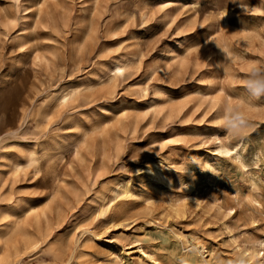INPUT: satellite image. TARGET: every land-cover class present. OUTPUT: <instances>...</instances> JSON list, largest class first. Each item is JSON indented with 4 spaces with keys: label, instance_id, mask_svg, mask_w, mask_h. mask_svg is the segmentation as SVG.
Wrapping results in <instances>:
<instances>
[{
    "label": "rangeland",
    "instance_id": "obj_1",
    "mask_svg": "<svg viewBox=\"0 0 264 264\" xmlns=\"http://www.w3.org/2000/svg\"><path fill=\"white\" fill-rule=\"evenodd\" d=\"M256 67L264 0H0V264H258Z\"/></svg>",
    "mask_w": 264,
    "mask_h": 264
},
{
    "label": "clouds",
    "instance_id": "obj_2",
    "mask_svg": "<svg viewBox=\"0 0 264 264\" xmlns=\"http://www.w3.org/2000/svg\"><path fill=\"white\" fill-rule=\"evenodd\" d=\"M248 94L252 98L264 97V67H256L251 70L244 83ZM222 123L219 125L227 136L233 138H243L247 133L246 129L250 126L245 113L239 107L226 106L223 115L220 117ZM222 155L231 156L232 152L223 149ZM245 252L243 256H247ZM243 257H237V264Z\"/></svg>",
    "mask_w": 264,
    "mask_h": 264
},
{
    "label": "bare ground",
    "instance_id": "obj_3",
    "mask_svg": "<svg viewBox=\"0 0 264 264\" xmlns=\"http://www.w3.org/2000/svg\"><path fill=\"white\" fill-rule=\"evenodd\" d=\"M115 68H116V70H122L123 69V67L121 66V65H119V64H117L116 66H115ZM61 98H64V96H61ZM231 146V145H230ZM237 148H238V145H233L232 144V146L229 148L228 146H226V144L224 143H221L220 142V145L218 146V148H217V150L219 151V152H222V150L223 149H227V150H229V151H231L232 153H235L236 154V156H238V152H237ZM215 152V151H214ZM31 160L32 161H34L35 159L34 158H31ZM120 184V183H119ZM125 186V185H124ZM116 188V187H115ZM113 190V189H112ZM123 190L124 191H127V188H123ZM117 192V191H116ZM129 192V191H128ZM187 196V195H186ZM189 196V195H188ZM191 198H192V196H191ZM193 198H195V196H193ZM132 209V208H131ZM176 209V208H175ZM175 211V210H174ZM176 213V212H175ZM261 213H262V215H263V219H264V209H262V211H261ZM264 236V235H263ZM253 242V246H254V249H249L248 251H249V256H250V258H254L255 256H257L258 257V260H257V262H258V264H264V252H262L261 253V255H259L258 254V252L256 251V249L255 248H257V247H260V249L261 248H263L264 249V237L263 238H257V239H255L254 241H252ZM197 249V248H196ZM197 252V251H196ZM200 254H201V251L199 252ZM260 253V252H259ZM202 256V255H201Z\"/></svg>",
    "mask_w": 264,
    "mask_h": 264
}]
</instances>
